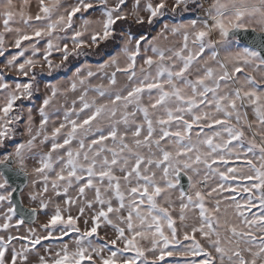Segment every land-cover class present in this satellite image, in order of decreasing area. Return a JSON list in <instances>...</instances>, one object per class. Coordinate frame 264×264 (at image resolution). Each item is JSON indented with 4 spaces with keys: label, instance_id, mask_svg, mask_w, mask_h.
<instances>
[{
    "label": "snow or ice",
    "instance_id": "snow-or-ice-1",
    "mask_svg": "<svg viewBox=\"0 0 264 264\" xmlns=\"http://www.w3.org/2000/svg\"><path fill=\"white\" fill-rule=\"evenodd\" d=\"M36 7L0 0V264H264V0Z\"/></svg>",
    "mask_w": 264,
    "mask_h": 264
},
{
    "label": "rangeland",
    "instance_id": "rangeland-1",
    "mask_svg": "<svg viewBox=\"0 0 264 264\" xmlns=\"http://www.w3.org/2000/svg\"><path fill=\"white\" fill-rule=\"evenodd\" d=\"M13 2L17 5V8H19V5L23 2V0H13ZM69 2H71V0H69ZM36 3H37V0H29V9H28V10H29L33 15H35L36 11L38 10L37 7H36ZM90 13H91L90 16H89V13H85L84 15H85V16H89V18H91V19H96V18H98L99 15H100L99 12H91V10H90ZM141 14L143 15L144 13H141ZM184 18L187 19V18H189V17H188L187 14H185ZM165 22H167V18H165L162 22H160V23L158 24L157 29L152 33V35H155V32L158 31V30L160 29V27L162 26V24L165 23ZM77 23H79V21H77ZM14 26H15V25H14ZM27 43H28V42H25V44H27ZM233 43H234V45H235L236 42L234 41ZM239 44L242 46V44H241L240 42H239ZM43 45H44V41H40V43H39L37 46L40 47V48L42 49V48H43ZM16 51H17L16 49L10 47L9 50H8L7 52H5V56H4V57H0V64H3V62H4L5 59H6V57L10 56L11 54H14ZM27 56H31V50H29L28 52L25 53V57H27ZM41 56H42V52H41V53H38L37 56H36V58L39 59V58H41ZM58 56H59V54L54 53L53 58H54V59H58ZM87 57H88V56H87ZM87 57H84V60H83L82 63L87 62V63H91V64H93V65L96 64V63H92V62H90V61L88 60ZM106 58H107V56L104 57V59H106ZM23 59H24V57L21 58V62H22ZM102 62H103V61H102ZM79 66H80V65H78V66H74V67L71 66L70 68H67V69H62L60 72L54 74L53 77H47V76H45L44 79H45L46 81L55 82L56 80L61 79L62 77L70 76V75L72 74V71L75 70V67H79ZM5 78H6V80H7L9 83L25 82V81L27 80L26 77H23V76H16L15 73H12V72L7 73ZM38 79H39V77H38ZM94 82H95V81H94ZM42 94H43V87L41 86V93L38 94V95H42ZM34 103L38 105V104H39V100H35ZM25 106H26V107H27V106H30V105H29V102L26 101V102H25ZM34 118H36V120H37V122H38V117H36V114H35V113H34ZM22 125H23V121L21 122V128H20V131H23V127H22ZM22 138H24V137H21L20 135H17V137L15 138V141H9V142H8V148H7V150H8V151H11V150H12V146H13V144H14L15 142H19ZM3 151H4V149L0 148V153H2ZM240 163H241V161H236L235 163H233V164L230 165V166L235 167V166H237V165L240 164ZM221 167H223V166H221ZM243 183H247V182L245 181V182H243ZM247 195H248V193H242V194H241V196H243V197H247ZM237 198L240 199V197H237ZM26 203H27V202H26ZM254 203H256L257 207L253 208V209H252V212L259 213V211L261 210V209H260V206H259V202H258V201H254ZM51 210H52V209L50 208V209H48L47 211L50 213ZM4 212H6V205H5V204H0V213H4ZM71 214H72V215H77V214H78V213L76 212V210H75L74 207H73V209L71 210ZM249 214H251V213H249ZM0 219H2V218H0ZM44 219H45V217L43 216V214H40V215H39V218H38V222L43 221ZM31 226H32V227H35L36 225H31ZM80 226L83 227V224L81 223ZM27 227H28V225L22 226V227L19 229V231H17V229H15V228L10 229L8 234H11V235L23 234V233L26 231V228H27ZM105 232L108 234V236H111V235H112L110 229H102V230H101V235H104ZM4 234H5V233L0 232V235H4ZM66 239H67V238H66ZM45 243H47V242H45ZM13 244H15V245L17 246V248L19 247V242H18V241H13ZM128 255H134V253H129ZM176 259H183V258H176V257H166V258H165V260H166V261H169V262H171V261H173V260H176ZM189 259H196V260H198L199 258H189ZM162 264H163V262H162Z\"/></svg>",
    "mask_w": 264,
    "mask_h": 264
},
{
    "label": "trees",
    "instance_id": "trees-1",
    "mask_svg": "<svg viewBox=\"0 0 264 264\" xmlns=\"http://www.w3.org/2000/svg\"><path fill=\"white\" fill-rule=\"evenodd\" d=\"M162 21H163V20H161L160 22H162ZM160 22H159V23H160ZM159 23H157V24L155 25V27L152 28L151 30H149V29L147 28V26H145V29H144V30H145L146 32H147V31H150V34L152 35V33L157 29V26H158ZM110 51H111L110 48H105L104 45H101V54H100V55H89L87 58H88V60H89L90 62H92V63H96V64H97V63H101V62L104 60V57L107 56V54H108ZM83 60H84V57H80L79 60L74 61L72 65H69L68 68H70L71 66L74 67V66H78V65H80V64L83 62Z\"/></svg>",
    "mask_w": 264,
    "mask_h": 264
},
{
    "label": "water",
    "instance_id": "water-1",
    "mask_svg": "<svg viewBox=\"0 0 264 264\" xmlns=\"http://www.w3.org/2000/svg\"><path fill=\"white\" fill-rule=\"evenodd\" d=\"M250 39V37H248L246 34H244L243 32L241 33V35L239 36L238 40L239 42L244 45L248 40Z\"/></svg>",
    "mask_w": 264,
    "mask_h": 264
}]
</instances>
